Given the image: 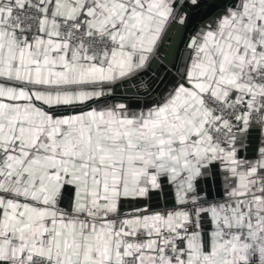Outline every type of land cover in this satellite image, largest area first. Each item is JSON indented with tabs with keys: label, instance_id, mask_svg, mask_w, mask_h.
<instances>
[{
	"label": "snow or ice",
	"instance_id": "snow-or-ice-1",
	"mask_svg": "<svg viewBox=\"0 0 264 264\" xmlns=\"http://www.w3.org/2000/svg\"><path fill=\"white\" fill-rule=\"evenodd\" d=\"M201 6L0 0V264H264V0Z\"/></svg>",
	"mask_w": 264,
	"mask_h": 264
},
{
	"label": "water",
	"instance_id": "water-1",
	"mask_svg": "<svg viewBox=\"0 0 264 264\" xmlns=\"http://www.w3.org/2000/svg\"><path fill=\"white\" fill-rule=\"evenodd\" d=\"M216 0H202V6L192 13V23L199 24L201 20L215 13L216 11ZM177 54L179 53V48H177ZM171 75V73H169Z\"/></svg>",
	"mask_w": 264,
	"mask_h": 264
}]
</instances>
